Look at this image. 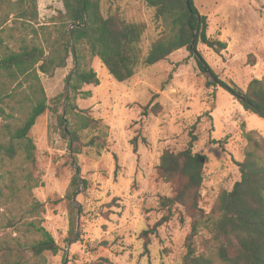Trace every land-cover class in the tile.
<instances>
[{"label": "rangeland", "instance_id": "374dc122", "mask_svg": "<svg viewBox=\"0 0 264 264\" xmlns=\"http://www.w3.org/2000/svg\"><path fill=\"white\" fill-rule=\"evenodd\" d=\"M193 3L208 20L207 36L227 45L217 54L199 43L198 52L222 83L246 92L252 80L264 78V0ZM38 5L41 25H52L64 11L62 0H38ZM101 8L105 16L117 11L130 23H145V52L161 31L146 0H101ZM6 45L17 47L8 40ZM92 68L100 85L83 87L75 112L97 121L81 136L84 143L97 139L98 146L86 147L76 157L59 121L65 107L59 106L56 113L52 102L67 89L73 56L54 77L41 75L51 103L31 131L37 148L33 173L39 186L20 198L27 205L40 202L43 211L37 218L26 216L11 226L25 206L12 208V214L3 206L0 244L11 248L17 240L39 239L23 227L25 221L38 219L60 251L39 259L24 252L21 258L13 254L11 264H183L191 219L181 223L182 207H174L171 213L161 209L160 198L172 191L158 175L163 153L186 149L196 139L194 152L208 157L199 208L210 213L220 192L231 191L241 180L239 163L248 146L244 136L254 132L264 139V119L246 111L222 84L208 85L216 81L202 72L186 49L152 67L139 68L124 83L117 82L99 58L92 61ZM156 104L161 110L154 115ZM145 110L146 117L142 115ZM75 177L79 186L73 185ZM167 215L171 221L158 228L147 253L142 233ZM208 238L201 231L195 240L198 249Z\"/></svg>", "mask_w": 264, "mask_h": 264}, {"label": "trees", "instance_id": "16d2710c", "mask_svg": "<svg viewBox=\"0 0 264 264\" xmlns=\"http://www.w3.org/2000/svg\"><path fill=\"white\" fill-rule=\"evenodd\" d=\"M62 1L64 11L58 13L52 25H41L38 0H0V114L3 117L0 123V217L3 206H7L10 214L12 208L25 206L24 213L16 215L20 218L13 219L11 226L26 216L37 218L43 211L40 202L27 205L20 198L23 192L30 195L39 186L33 173L37 148L31 131L51 103L41 75L54 77L58 70L67 68L73 56L74 70L67 78V89L52 102L56 113L59 106L65 107V114L59 116V121L69 140V149L76 157L84 148L98 146L97 139L84 143L81 136L97 121L75 112L83 87L100 85L92 68L95 58L101 60L117 82L124 83L131 80L139 68L152 67L186 49L196 58L202 72L209 71L218 79L205 60L200 61L191 51L194 34L196 47L202 43L217 54L227 48L225 43L207 36L208 20L200 15L193 0H190L191 9L187 0H146L161 29L146 52L142 46L147 31L145 23H130L117 11L105 16L101 0ZM6 39L15 43L16 49L7 46ZM218 84L208 83L210 86ZM234 91L246 98L247 102L237 98L246 111L264 119V78L252 80L246 92ZM160 110L161 105L156 104L152 112L157 115ZM148 114L145 110L142 115ZM244 137L248 146L244 161L239 163L241 180L231 191L220 192L210 213L199 208L208 157L194 152L196 139L186 149L165 151L160 159L159 178L170 184L172 190L170 195L160 198L161 209L171 213L174 207H182L181 223H185V218L191 219L183 264H264V139L254 132ZM136 142L134 139L137 149ZM73 185L79 186L77 177ZM170 221L167 215L142 233L147 253L152 236ZM23 227L39 239L17 240L11 248L0 244V264H11L13 254L21 258L24 252L39 259L46 253L60 251L53 236L38 219L25 221ZM74 230L75 222L71 223V237H74ZM201 231L210 235L203 240L202 250L195 241Z\"/></svg>", "mask_w": 264, "mask_h": 264}, {"label": "water", "instance_id": "95a60500", "mask_svg": "<svg viewBox=\"0 0 264 264\" xmlns=\"http://www.w3.org/2000/svg\"><path fill=\"white\" fill-rule=\"evenodd\" d=\"M187 3H188V6L190 8V0H187ZM191 9V8H190ZM195 41H196V34H194V37H193V41H192V44H191V51L194 53V55L197 57V59H199L200 61H203V58L201 57V55L199 54L198 50H197V47H196V44H195ZM207 74L216 82H219L220 84H222V86L224 88H226L229 92H231L236 98H238L240 101H244V102H247L246 98L244 97V95L238 93V92H235L233 89H231L230 87H228L227 85H225L224 83H222L219 79L213 77V75L211 74V72L207 71ZM72 77V75H71ZM70 77V78H71ZM70 80L69 79V82H68V86L70 84Z\"/></svg>", "mask_w": 264, "mask_h": 264}]
</instances>
